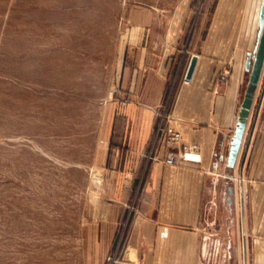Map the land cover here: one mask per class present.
Segmentation results:
<instances>
[{"label": "crops", "instance_id": "1", "mask_svg": "<svg viewBox=\"0 0 264 264\" xmlns=\"http://www.w3.org/2000/svg\"><path fill=\"white\" fill-rule=\"evenodd\" d=\"M260 5L261 0H151L132 10L124 59L128 54L135 64L124 65L120 76L130 101L115 119L114 137L135 179L120 186L129 195L109 203L90 226L94 264H104L109 254L113 264H227L212 259L227 252L211 231L222 205L226 216L240 222L243 252L251 237L252 262L264 264V69L235 165L227 166ZM192 55L198 62L185 81ZM167 128L181 133L178 151L195 145L199 159L165 164Z\"/></svg>", "mask_w": 264, "mask_h": 264}, {"label": "rangeland", "instance_id": "2", "mask_svg": "<svg viewBox=\"0 0 264 264\" xmlns=\"http://www.w3.org/2000/svg\"><path fill=\"white\" fill-rule=\"evenodd\" d=\"M150 1L0 0V264H94L90 226L135 179L114 122L132 10ZM219 217L212 259L254 264L252 238L243 252L240 222Z\"/></svg>", "mask_w": 264, "mask_h": 264}, {"label": "water", "instance_id": "3", "mask_svg": "<svg viewBox=\"0 0 264 264\" xmlns=\"http://www.w3.org/2000/svg\"><path fill=\"white\" fill-rule=\"evenodd\" d=\"M258 27L255 49L253 52L247 54V58L245 60V69L249 72V76L238 112L234 134L230 141L227 158V166L229 168H233L235 165L237 155L241 148L247 120L253 105L255 92L264 69V0H261ZM197 62L198 56L192 55L186 69L185 81H190L192 79ZM228 192L229 194H232V189L229 188ZM228 201L230 202V199Z\"/></svg>", "mask_w": 264, "mask_h": 264}, {"label": "built area", "instance_id": "4", "mask_svg": "<svg viewBox=\"0 0 264 264\" xmlns=\"http://www.w3.org/2000/svg\"><path fill=\"white\" fill-rule=\"evenodd\" d=\"M226 74L221 75L218 82H225ZM181 133L172 128H167L164 131V143L167 147V151L165 153L164 163L168 165H174L178 162V160H198L199 154L196 152V146H182L181 150L178 151L174 146L177 142L181 140Z\"/></svg>", "mask_w": 264, "mask_h": 264}]
</instances>
